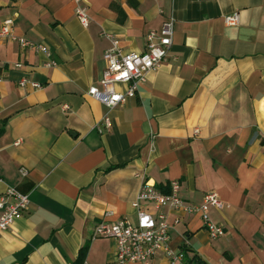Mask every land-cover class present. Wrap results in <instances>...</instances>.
Returning <instances> with one entry per match:
<instances>
[{
  "label": "crops",
  "instance_id": "1",
  "mask_svg": "<svg viewBox=\"0 0 264 264\" xmlns=\"http://www.w3.org/2000/svg\"><path fill=\"white\" fill-rule=\"evenodd\" d=\"M84 4L86 27L73 0H0V24L12 18L16 35L47 49L0 41V192L29 197L0 232V264H115L114 240L92 232L107 211L136 222L143 179L163 191L178 180L189 205L209 191L222 200L208 211L225 229L215 239L199 212L166 209L170 247L186 261L264 264V0ZM167 19L168 57L134 97L109 109L87 93L100 85L110 36L141 52ZM149 264L173 263L158 252Z\"/></svg>",
  "mask_w": 264,
  "mask_h": 264
},
{
  "label": "built area",
  "instance_id": "2",
  "mask_svg": "<svg viewBox=\"0 0 264 264\" xmlns=\"http://www.w3.org/2000/svg\"><path fill=\"white\" fill-rule=\"evenodd\" d=\"M75 2V16L82 26L89 23V16L84 0ZM239 13L232 12L225 16V23L235 25L238 23ZM173 20L163 22L159 32L150 30L145 35V49L141 52H124L118 41L110 36L111 45L103 53L105 68L100 78V85L89 87L87 93L103 103L107 108H113L128 98L136 95L139 87L146 80L147 73L156 69L166 60L172 44ZM0 41H17L21 47L33 46L37 51L47 53L45 46L35 44L14 33V22L10 17L0 24ZM50 61L46 65H52ZM22 79L19 84L24 85ZM32 87H40L39 83L31 82ZM122 85V89L117 86ZM111 120L105 115L97 125L102 132L108 129ZM26 175L24 168L20 169ZM1 181V178H0ZM29 205L27 193L16 187L8 186L0 192V232L6 231L15 219L20 217ZM132 206L136 210V222L121 217L109 220L110 211L104 213L102 219L96 223L92 237H107L115 242V264L141 263L149 264L158 252L166 254L173 264H193L185 260L183 251L173 250L170 247V223L166 209H182L186 212H199L202 217L203 228L212 239L222 236L225 229L208 216L209 209H221L223 202L214 191L203 195L198 204L189 205L180 195V182L172 180L168 190L163 191L147 179H143ZM264 236V233H263ZM81 264H87L82 262Z\"/></svg>",
  "mask_w": 264,
  "mask_h": 264
},
{
  "label": "trees",
  "instance_id": "3",
  "mask_svg": "<svg viewBox=\"0 0 264 264\" xmlns=\"http://www.w3.org/2000/svg\"><path fill=\"white\" fill-rule=\"evenodd\" d=\"M189 262L193 264H205V262L197 255H193V257L189 260Z\"/></svg>",
  "mask_w": 264,
  "mask_h": 264
}]
</instances>
